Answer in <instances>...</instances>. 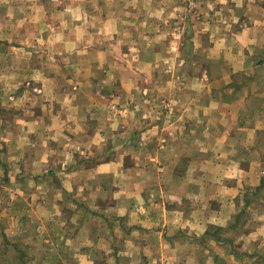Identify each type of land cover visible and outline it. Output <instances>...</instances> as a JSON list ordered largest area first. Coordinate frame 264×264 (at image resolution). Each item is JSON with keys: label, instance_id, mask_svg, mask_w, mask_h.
<instances>
[{"label": "crops", "instance_id": "0c3cea01", "mask_svg": "<svg viewBox=\"0 0 264 264\" xmlns=\"http://www.w3.org/2000/svg\"><path fill=\"white\" fill-rule=\"evenodd\" d=\"M0 264H264V0H0Z\"/></svg>", "mask_w": 264, "mask_h": 264}, {"label": "built area", "instance_id": "2783aa9c", "mask_svg": "<svg viewBox=\"0 0 264 264\" xmlns=\"http://www.w3.org/2000/svg\"><path fill=\"white\" fill-rule=\"evenodd\" d=\"M112 109L116 114H122V110H120L119 108L113 107Z\"/></svg>", "mask_w": 264, "mask_h": 264}]
</instances>
